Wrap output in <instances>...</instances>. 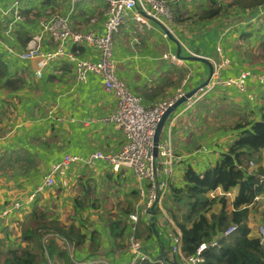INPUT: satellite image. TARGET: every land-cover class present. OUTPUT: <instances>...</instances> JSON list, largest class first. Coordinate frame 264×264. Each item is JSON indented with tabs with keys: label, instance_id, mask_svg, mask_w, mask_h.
I'll use <instances>...</instances> for the list:
<instances>
[{
	"label": "crops",
	"instance_id": "0c3cea01",
	"mask_svg": "<svg viewBox=\"0 0 264 264\" xmlns=\"http://www.w3.org/2000/svg\"><path fill=\"white\" fill-rule=\"evenodd\" d=\"M14 1L18 2L19 19L13 22ZM215 1L222 5L232 2ZM210 5L211 0H184L175 4L166 36L165 28L153 19L149 20L150 27L141 29L127 20L114 36L117 73L147 104L172 96L179 88L189 91L202 84L209 77V63L216 62L218 43L223 54L230 59V64L221 71L222 78L236 77L243 70L255 74L248 78L244 91L235 85L223 86L210 78V87L204 88V94L192 102L180 104L168 115L160 130L158 144L170 145L174 158L169 173H165L164 166L160 165V199L171 183L182 184L186 166L203 171L217 162L227 144L237 137L238 130L225 127L228 119H232L231 109L218 104L217 100L225 98L235 104L250 102L258 107L263 104L264 65L249 61L241 50L246 46H258L264 34V26L263 31L259 28L264 18L252 20L255 17L251 10L255 6L245 10L233 6L230 11L231 6L222 16L198 20V12ZM71 8L70 0H0V37L15 51L10 53L0 44V57L6 62L10 75L24 78V85L14 91L4 86V80L0 81V110L5 112L0 121V153L27 148L37 156L34 171L27 174L0 173V210L19 198L21 204L17 210L21 216H15V210L10 220L14 219L15 224L10 221L0 223V249L24 245L20 242L21 229L31 225L30 213L32 206L37 204L44 207L49 219L65 225L73 223L86 233L87 238L80 246L66 244L67 253L75 264H128L131 253L126 243L127 218L142 200L138 193L140 184L132 169L121 167L113 171L103 160H96L93 164L78 163L56 176L55 185L42 186L34 200L27 199L31 191L42 185L49 165L61 160L65 154L87 157L96 150L115 153L123 142L122 131L107 119L115 108V97L104 89L99 76L88 74L86 81H78L74 62L62 59L63 63L59 65L57 62L55 65L59 66L53 71L48 69L37 77L35 60L21 59L16 55L25 50L31 35L40 32L42 24L55 15H68L70 27L75 31L102 32L107 9L105 0H83L73 10ZM10 25L12 29L7 32ZM62 45L64 50H72L77 58L95 61L98 57L92 46L84 44L75 51L76 48L69 43ZM41 47L44 51H55L58 45L44 35ZM170 54L179 61H171ZM191 56L204 57L209 63ZM257 75L263 77V82H259ZM214 106L224 117L219 126L211 129L208 126ZM259 117L257 115L256 119ZM220 191L222 189L218 187L214 193ZM235 192L236 188L227 191L226 196L232 197ZM76 199L85 202L84 207H77ZM111 203L112 207L103 205L110 206ZM255 203L262 204L264 199ZM155 207L141 215L137 222L139 226H142L140 223L153 226L155 222V230L149 238H145L146 234L138 237L147 253L152 251L151 255L172 259L174 254L167 234L171 229H178L160 202ZM157 210L159 212L153 217ZM110 217L127 222L124 236L118 242L108 231ZM259 225L263 224H254L250 219L247 222L250 230L256 228V237L259 236ZM92 232L98 234L94 238L99 244L97 252L89 250ZM3 259L4 255L0 257L1 263ZM176 260L183 264L178 256ZM40 264H64V261L53 257L48 263Z\"/></svg>",
	"mask_w": 264,
	"mask_h": 264
},
{
	"label": "trees",
	"instance_id": "16d2710c",
	"mask_svg": "<svg viewBox=\"0 0 264 264\" xmlns=\"http://www.w3.org/2000/svg\"><path fill=\"white\" fill-rule=\"evenodd\" d=\"M262 3L264 0H232L222 5L211 0L210 6L198 12L197 19L222 16L231 6L230 11L233 6L245 10ZM241 51L249 61L264 65V34L257 47L246 46ZM2 80L10 91L24 85V78L10 75L6 62L0 57V81ZM217 102L221 105H233L225 98H220ZM247 109L252 115L247 123L243 119L236 121V118H227L229 121L225 127L238 132L237 137L220 153L219 160L203 171L186 166L181 177L182 184L171 183L168 193L165 192L160 199L168 218L180 232V249L184 256L193 254L202 242L221 234L230 224H238L228 241L222 240L219 248H208L203 252L204 261L201 264H264V244L259 237L250 235L246 223L254 198L258 195L264 197V100L260 107L251 103ZM4 114L0 110V121ZM257 115H260L259 119H256ZM223 117L221 115L217 121H221ZM36 159V154L29 152L27 148L5 150L0 153V173L27 174L36 169ZM218 187L225 192H232L236 188V192L232 199L225 195L210 196ZM84 204L85 202L75 200V205L79 208L84 207ZM157 212L159 210L154 212L153 217ZM29 222L31 225H25L21 229L20 242L24 245L0 249V257L4 255L0 264L48 263L53 257L63 259L64 264H75L67 253L66 244L78 247L84 243L87 236L80 226L73 223L65 225L49 219L44 207L37 204L32 206ZM140 224L142 226L137 224L136 227L137 238L140 239L138 236L143 234H146L145 238H149L155 230V222L153 226L150 223ZM126 226L127 222L122 218L110 217L107 220L109 234L116 242L123 238ZM97 236L96 232H92L89 237V250L92 252L99 250V244L94 242ZM174 256L176 260L177 255Z\"/></svg>",
	"mask_w": 264,
	"mask_h": 264
},
{
	"label": "built area",
	"instance_id": "2783aa9c",
	"mask_svg": "<svg viewBox=\"0 0 264 264\" xmlns=\"http://www.w3.org/2000/svg\"><path fill=\"white\" fill-rule=\"evenodd\" d=\"M83 0H70L74 6ZM184 0H105L107 4L104 18V28L102 32L95 30L75 31L70 27L69 16L60 14L55 15L42 24L38 33L31 35L30 40L24 51L16 54L21 59H34L36 64L35 76L41 77L43 72L56 67L65 59L74 62L75 78L84 82L88 74H95L100 77L104 89L110 91L115 97V108L107 117L123 133V142L120 149L115 153L96 150L87 157L77 154H65L61 160L49 165V168L43 177L42 185L31 191L28 195V201L34 200L42 186L51 187L56 184V176L62 175L70 166L85 163L93 164L96 160H103L113 171H118L121 167H127L133 170L138 182V193L141 200L136 205L133 212L128 214V234L126 243L131 253L128 264H140L141 262H150L151 264H173L172 259L163 256L151 255L147 253L140 239L136 236V227L138 218L150 211L152 205L160 202L158 175L160 165L164 166V172H170L172 159L174 158L172 148L167 144L157 145V154L154 157V135L158 123L164 112L175 103V101L184 95L186 89L179 88L172 96L160 99L150 104L145 103L142 98L131 91L126 82L119 77L114 58V36L117 34L122 20L127 15H132L133 19L139 23V29L150 27L149 20L153 19L164 28V36L167 35L169 28L167 23L173 17V6ZM12 9L15 13L13 22L19 19L18 2L14 1ZM251 10V9H249ZM254 17L252 20L264 18V3L252 8ZM12 29L10 25L7 32ZM48 35L49 38L57 43L55 51H44L41 47L42 38ZM63 43H69L77 48L81 45H89L98 52L95 61L80 59L75 53L66 51ZM0 44H3L7 51L15 53L14 49L7 46L6 42L0 37ZM216 62L212 65V77L217 83L223 85H235L244 91L249 77L255 76L251 70H243L236 77L222 78L221 71L230 64V59L223 54L222 47L216 45ZM167 57V56H165ZM173 62H178L174 54L168 57ZM58 62L57 65H55ZM259 82H263V77L257 75ZM210 87V84L207 85ZM204 92L201 91L200 94ZM196 97H192V102ZM217 189V188H216ZM215 189V190H216ZM214 190V191H215ZM211 192V196L228 195L223 190L219 193ZM260 195L254 198V201L260 200ZM20 203L13 208H4L0 210V223L10 221L14 211L19 208ZM238 224H230L223 232L213 239L202 242L193 254L184 256L181 253V235L178 230L169 231L167 237L171 242V251L179 257L183 264H201L204 261L203 252L208 248H219L221 241L228 239L237 230ZM259 239L264 244V226L259 225ZM175 258V256H174Z\"/></svg>",
	"mask_w": 264,
	"mask_h": 264
},
{
	"label": "rangeland",
	"instance_id": "374dc122",
	"mask_svg": "<svg viewBox=\"0 0 264 264\" xmlns=\"http://www.w3.org/2000/svg\"><path fill=\"white\" fill-rule=\"evenodd\" d=\"M127 20H129V21H132V22H134V24H135V26L139 29V23L136 21V20H134L133 19V17H132V15H127V16H125L124 18H123V20H122V24L125 22V21H127ZM264 21V19L261 21V22H263ZM263 25H261L259 28H260V31H263L261 28L264 26V23H262ZM255 27H257V26H255ZM202 94H204V93H202ZM201 94V95H202ZM200 95V96H201ZM248 97H250L251 98V96H248ZM248 99V98H247ZM246 102V101H245ZM221 105V104H220ZM224 105H226V104H224ZM251 105V103L250 102H247V103H244V102H238L237 104H235V103H233V105H231V106H228V104L226 105V107L228 108H230L231 109V115H230V117L232 118V119H235L236 118V121L237 120H244V122L245 123H247L248 122V118H247V116H251L250 118H252V115H251V111L249 110V109H247V107H249ZM233 106V107H232ZM210 115H211V122H209V126L208 127H210L211 129H213V128H215V127H217V126H219L221 123H219V122H217V124H216V120H217V118H219L221 115H223L222 113H220L217 109H216V106H214V107H212V109H211V112H210ZM235 122V121H234ZM233 123V122H232ZM231 123V124H232ZM231 124H230V126H231ZM204 140H202V142H203ZM172 152H173V154H174V151H173V148H172ZM54 188V190L56 191V187H53ZM210 196H211V194H210ZM228 198H230V199H232L233 198V196L232 197H229L228 196ZM262 198L264 199V197L262 196ZM259 201V200H258ZM257 202V201H256ZM261 202V201H260ZM263 202V201H262ZM104 205V207H112L113 206V204L111 203L110 204V206H108L107 204H103ZM20 208H18V209H16V212H15V216H21V212L20 211H17V210H19ZM249 219L252 221V222H254V224L255 223H262L263 225H264V203H262V204H256L255 203V201H254V203L251 205V207H250V210H249V215H248V217H247V220H246V223L247 222H249ZM14 220V219H13ZM10 221V222H13L12 224H15V221ZM250 235L251 236H257V230H256V228H254V229H251L250 230ZM233 239H231V241H232ZM152 252V251H151ZM151 252H149V253H151ZM105 264H111L110 262H108V263H105Z\"/></svg>",
	"mask_w": 264,
	"mask_h": 264
},
{
	"label": "water",
	"instance_id": "95a60500",
	"mask_svg": "<svg viewBox=\"0 0 264 264\" xmlns=\"http://www.w3.org/2000/svg\"><path fill=\"white\" fill-rule=\"evenodd\" d=\"M191 58L193 59H196V60H199V61H203V62H208V60L204 57H200V56H191ZM209 68H210V72H209V77L202 83L200 84L199 86H197L196 88H193L187 92L184 93V95H182L181 97H179L175 103H173V105L171 107H169L163 114L160 122L158 123V126L156 128V132H155V135H154V149H153V154H154V157H156V154H157V145H158V137H159V133H160V130L163 126V123L164 121L166 120V118L168 117V115L174 110L176 109L180 104L182 103H185V102H190L191 101V98L196 96L198 93H201V91L204 90V88L207 86L208 84V81L210 80L211 76H212V72H213V68H212V65L211 63H209ZM25 195V194H24ZM20 199V198H19ZM17 199V200H13L9 205H8V208H12L14 207L16 204H18L20 202V200ZM155 206V204H154ZM154 206L152 205L151 207V210L154 208ZM172 262L173 264H178L175 260V258L173 257L172 258Z\"/></svg>",
	"mask_w": 264,
	"mask_h": 264
},
{
	"label": "bare ground",
	"instance_id": "6f19581e",
	"mask_svg": "<svg viewBox=\"0 0 264 264\" xmlns=\"http://www.w3.org/2000/svg\"><path fill=\"white\" fill-rule=\"evenodd\" d=\"M200 95H201V94H200V93H198V94H197L196 96H194V97H196V98H197V97H198V96H200ZM194 99H195V98H194Z\"/></svg>",
	"mask_w": 264,
	"mask_h": 264
}]
</instances>
